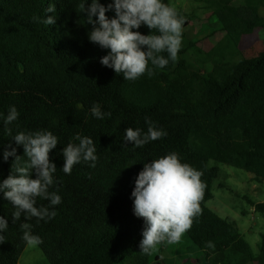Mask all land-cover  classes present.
<instances>
[{
    "label": "trees",
    "instance_id": "obj_1",
    "mask_svg": "<svg viewBox=\"0 0 264 264\" xmlns=\"http://www.w3.org/2000/svg\"><path fill=\"white\" fill-rule=\"evenodd\" d=\"M204 1L222 49L264 28V0ZM170 7L0 0V264L32 241L50 264H148L180 230L205 264H264V233L254 254L207 205L212 161L264 180V48L194 69Z\"/></svg>",
    "mask_w": 264,
    "mask_h": 264
},
{
    "label": "rangeland",
    "instance_id": "obj_2",
    "mask_svg": "<svg viewBox=\"0 0 264 264\" xmlns=\"http://www.w3.org/2000/svg\"><path fill=\"white\" fill-rule=\"evenodd\" d=\"M242 3L244 0H234L236 5ZM170 4L166 19L185 32L178 44L185 49L183 56L194 69L208 70L220 61L238 62L264 48V28H257L243 38L236 51L222 49L220 43L225 32L213 9L204 0H170ZM261 12L264 15V7ZM212 164L219 167V174L213 181L214 197L207 205L236 224L254 254H258L264 233V216L255 211L253 203L264 200V180H258L253 173L241 168L216 161ZM18 264L50 263L38 244L32 241L26 246ZM148 264H205V256L180 230L174 237L153 246Z\"/></svg>",
    "mask_w": 264,
    "mask_h": 264
}]
</instances>
